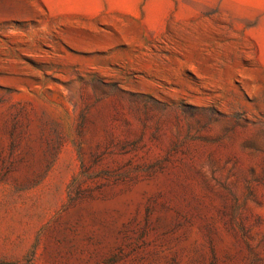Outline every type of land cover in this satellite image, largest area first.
<instances>
[{"label":"rangeland","instance_id":"374dc122","mask_svg":"<svg viewBox=\"0 0 264 264\" xmlns=\"http://www.w3.org/2000/svg\"><path fill=\"white\" fill-rule=\"evenodd\" d=\"M0 264H264V0H0Z\"/></svg>","mask_w":264,"mask_h":264}]
</instances>
